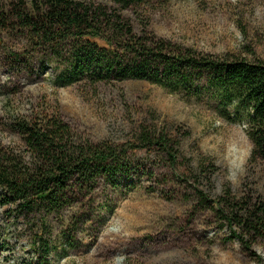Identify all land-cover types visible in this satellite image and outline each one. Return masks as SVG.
<instances>
[{
    "label": "rangeland",
    "instance_id": "rangeland-1",
    "mask_svg": "<svg viewBox=\"0 0 264 264\" xmlns=\"http://www.w3.org/2000/svg\"><path fill=\"white\" fill-rule=\"evenodd\" d=\"M79 1L121 14L138 36L264 62V0H143L126 9ZM17 2L0 0L7 9ZM13 27L0 30V145L25 155L17 122L59 115L84 141L127 157L113 179L76 185L60 214L45 209L33 227L3 205L0 190V264H264V239L231 229L217 211L221 198L240 205L264 195V161L253 157L246 111L224 107L210 86L196 95L149 81L65 85L48 49ZM142 130L166 134L176 163L139 144ZM33 231L49 252L42 241L33 248Z\"/></svg>",
    "mask_w": 264,
    "mask_h": 264
},
{
    "label": "trees",
    "instance_id": "trees-1",
    "mask_svg": "<svg viewBox=\"0 0 264 264\" xmlns=\"http://www.w3.org/2000/svg\"><path fill=\"white\" fill-rule=\"evenodd\" d=\"M109 1L126 9L143 0ZM10 24L25 31L33 46L48 49L51 61L61 65L58 79L65 85L84 78L94 84L149 81L172 93L184 90L196 95L204 87L214 88L224 107L236 105L246 111L253 157L264 161L263 61L231 53L201 55L165 40L138 36L121 14L93 11L79 0H44L31 8L25 0L10 9L0 4V30ZM14 57L23 61L20 55ZM15 128L26 152L19 155L0 145V190L3 205L14 208L30 227L45 209L60 214L76 185L92 187L102 176L113 179L127 157L119 147L84 141L59 115L18 121ZM136 139L176 163L175 145L166 134L142 130ZM218 206L231 229L236 226L243 236L264 239V195L240 205L221 198ZM34 238L33 248L42 241V249L49 252L38 232Z\"/></svg>",
    "mask_w": 264,
    "mask_h": 264
}]
</instances>
